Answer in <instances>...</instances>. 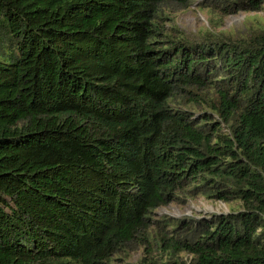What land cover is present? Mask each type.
<instances>
[{"label": "trees", "instance_id": "obj_1", "mask_svg": "<svg viewBox=\"0 0 264 264\" xmlns=\"http://www.w3.org/2000/svg\"><path fill=\"white\" fill-rule=\"evenodd\" d=\"M192 1L0 0V264H264V20L168 31ZM197 194L240 205L152 217Z\"/></svg>", "mask_w": 264, "mask_h": 264}, {"label": "rangeland", "instance_id": "obj_2", "mask_svg": "<svg viewBox=\"0 0 264 264\" xmlns=\"http://www.w3.org/2000/svg\"><path fill=\"white\" fill-rule=\"evenodd\" d=\"M197 0H193L189 5L175 10H167V16L162 22L168 31L175 32L188 38H197L207 32L219 34L221 37H229L233 40H239L247 37L254 27L264 20V10H237L230 13H221L217 9L208 6H198ZM200 106H189L190 110L197 111ZM239 202L231 200L223 202L218 199L206 198L200 194L188 197L183 201L171 200L166 204L157 206L152 213L154 219L166 220L164 230L178 227V220L191 219V221L207 220L213 217V214L226 213L229 210H235ZM189 217V218H188ZM181 227H179L180 229ZM178 229V230H179ZM153 257L164 258V251H152ZM182 258L187 257L184 251L178 252ZM143 257L142 246L127 253H115L113 255V264H139Z\"/></svg>", "mask_w": 264, "mask_h": 264}]
</instances>
